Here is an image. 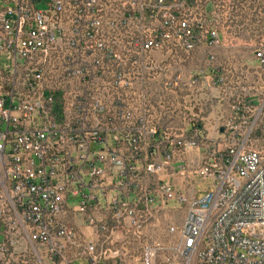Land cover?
I'll use <instances>...</instances> for the list:
<instances>
[{"label":"built area","instance_id":"1","mask_svg":"<svg viewBox=\"0 0 264 264\" xmlns=\"http://www.w3.org/2000/svg\"><path fill=\"white\" fill-rule=\"evenodd\" d=\"M246 7L0 0V264H264V91L235 92L222 147L158 136L151 110L169 70L155 52L221 46L211 14ZM254 54L264 67V42Z\"/></svg>","mask_w":264,"mask_h":264},{"label":"crops","instance_id":"2","mask_svg":"<svg viewBox=\"0 0 264 264\" xmlns=\"http://www.w3.org/2000/svg\"><path fill=\"white\" fill-rule=\"evenodd\" d=\"M214 56V60H210ZM156 59L169 70L154 85L151 110L159 135L168 132L177 138L198 136L208 145H224L221 124L234 113L237 90L246 88L249 96L264 91V67L254 50L223 43L218 47L201 46L188 57L182 51H157ZM179 81L168 87V80ZM199 77L198 83L193 78ZM223 77V82L217 81ZM202 148L191 150L174 165L198 163ZM86 262L81 259L76 262Z\"/></svg>","mask_w":264,"mask_h":264},{"label":"rangeland","instance_id":"3","mask_svg":"<svg viewBox=\"0 0 264 264\" xmlns=\"http://www.w3.org/2000/svg\"><path fill=\"white\" fill-rule=\"evenodd\" d=\"M236 3H239L241 6H247V10H244L247 15L245 16L246 18H243L244 21L246 19L245 23L248 25L246 30L242 28L244 26V22L242 23L240 21L242 19L241 16L236 15V12H234L235 16L231 15L233 10L225 9L222 12H213L211 17L219 21L221 20L224 24V36L226 38L225 43L231 45L234 44L242 49L255 50L257 47H259L261 42H264V0H236ZM228 16H232V21L227 20ZM252 139L254 147H257V149L261 150L264 154V112L257 122L255 133L253 134ZM184 215V208L181 206L172 207L167 212V215L162 218L163 229L165 228L168 220H171L174 223H179L182 221ZM77 264H86V262L81 261Z\"/></svg>","mask_w":264,"mask_h":264},{"label":"trees","instance_id":"4","mask_svg":"<svg viewBox=\"0 0 264 264\" xmlns=\"http://www.w3.org/2000/svg\"><path fill=\"white\" fill-rule=\"evenodd\" d=\"M258 7H260V6H258ZM258 9H261V8H258ZM241 11H242V9L239 10V14H238V15L241 16L242 19H241L240 21L243 23V22H244V19H243V18H244L247 14H246V12H243V13H242ZM261 11H262V10H261ZM240 12H241V13H240ZM255 13H256V12H255ZM257 15H258V14H257ZM245 18H246V17H245Z\"/></svg>","mask_w":264,"mask_h":264}]
</instances>
